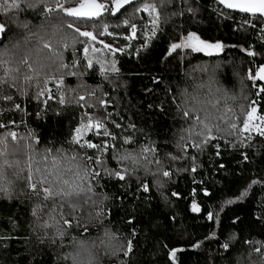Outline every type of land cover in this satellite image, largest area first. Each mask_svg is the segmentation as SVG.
<instances>
[{
    "label": "trees",
    "instance_id": "16d2710c",
    "mask_svg": "<svg viewBox=\"0 0 264 264\" xmlns=\"http://www.w3.org/2000/svg\"><path fill=\"white\" fill-rule=\"evenodd\" d=\"M18 2L22 3V0ZM61 2L72 7L79 0ZM146 2L151 3V0ZM46 3L55 7L54 0H46ZM140 3L128 6L123 16L104 18L112 25L109 32L113 35L99 36L98 40L122 47L124 51L113 54L103 50L102 44L89 41L91 46L102 51L89 52L87 57L80 50L79 43L75 54L64 49L61 36L67 34L71 43L76 35L71 30L65 28L63 33L53 35L54 30L47 26L45 31H40L46 17L39 7L12 10L9 15L0 11V22H7L9 28L7 38L0 41V47L10 45L16 39L22 40L24 34H29L18 28L10 17H15L17 22H27L33 31L39 33L30 44H22L19 50H14L15 55L7 65L13 70L20 67L19 83L22 87L23 74L34 77L29 95L16 96V103L22 110L0 116V121L15 122L10 126L11 131L24 138L21 144H32L38 152L64 149L66 155H72L71 150L75 149L81 158L85 153L95 156L112 170L124 167L114 158L116 153L132 149L139 152L145 146L155 147L161 158L165 154L181 157L175 161L164 159L165 169L172 173L167 178L146 174L140 169L120 181L102 172V178H98L99 186L94 189L98 194L93 196L97 206H85L73 216L66 217L72 221V226L62 222L57 225L66 234L62 238L56 237L54 242L46 240L40 243L37 239L32 215L36 201L21 191L25 188L23 180L17 181L15 197L0 198V264H73L72 257L78 252L79 260L85 258L80 242L99 243L106 230L115 234L113 244L127 246L131 241L133 247L127 255L122 251L106 255L103 250L94 248L100 264H261L264 259V248L259 253L254 251L264 243V136L252 135L248 141L244 140L247 136L244 133L214 140L203 151L186 147L180 152L177 148L179 130L182 125L188 126L180 118L177 104L183 99L182 90L187 88L193 92L195 84H205V88L199 90L207 94L203 97L205 99L222 97V93L216 92L217 87H223L229 96H234L235 99H227L226 102L225 98L220 99L217 105L219 113L210 105L208 110L219 115L226 106L233 107L234 119L241 127L240 122L245 118L241 116V105L250 108L253 106L250 102L257 101L254 105L258 108L257 113L264 115V92H259L264 81L254 78L255 71L264 66V34H257L255 29L243 23L249 17L227 11L213 0H173L163 10L159 31L145 48L152 26L130 43L123 38L129 29L122 22L124 19L131 18L138 28L151 21L148 12L134 13V6ZM189 7L195 12L188 11ZM174 12L181 14L173 15ZM188 32H195L209 43L220 42L224 48L211 56L183 48L169 55L171 44L180 43ZM39 36L50 41L54 51L63 52V62L69 65L68 68H60L61 61L56 59L40 77H36L27 65L17 63L28 48L33 49L29 62L36 58L35 49L42 46ZM248 51L255 55H248ZM45 54L51 55L48 49L40 53ZM88 59L93 61L92 68L87 67ZM72 61H77L75 66H72ZM113 61L118 72L111 70ZM217 63L222 65L218 74L219 84L211 85L209 93L207 75L194 69ZM101 68L107 71L102 74ZM2 71L0 69V73ZM69 72L77 74L64 75ZM12 74L16 75L14 71ZM45 74L55 77L46 85L51 90V98L37 99L36 84L43 80ZM60 80H63V85H59ZM61 96L65 98L63 104L59 102ZM79 96L85 99L76 103ZM45 99L47 103H42ZM0 106L9 107V104L0 101ZM89 122L93 125L101 122L104 127H95L76 138V129ZM105 129L108 136L103 135ZM7 131L0 129V136L6 135ZM125 138H131L134 143H125ZM74 139L80 143H71ZM241 140H244L243 145ZM87 143L103 145V148H87ZM217 143L220 144L219 149L213 146ZM80 144L85 147L81 148ZM25 151L30 153L27 147ZM26 161L27 155L21 158L19 168L26 169ZM92 167L99 166L94 164ZM151 167L155 172L156 166ZM192 167H196L195 172L191 171ZM12 171L8 170L7 178L15 180ZM23 175H27L26 170L21 173ZM143 185H147L149 190L145 191ZM229 200L233 203H228ZM192 205L198 206V214L192 212ZM98 211L103 215L96 217ZM209 213L214 219L208 218ZM48 231L55 235V229ZM226 243L229 245L227 250L222 246Z\"/></svg>",
    "mask_w": 264,
    "mask_h": 264
},
{
    "label": "snow or ice",
    "instance_id": "6c2138e0",
    "mask_svg": "<svg viewBox=\"0 0 264 264\" xmlns=\"http://www.w3.org/2000/svg\"><path fill=\"white\" fill-rule=\"evenodd\" d=\"M55 7H49L46 0H11L10 3L7 0H0V11H3L5 15H9L12 10L22 11L24 8H40L42 15L46 17L45 24L40 26V31H45L47 26H50L54 31L53 35L57 33H63L67 28L75 33L72 37V42H68L67 34L61 36V42L65 50H71L73 54L77 51L76 44L81 45V51L84 56L87 57L89 52L99 53L101 48L93 47L88 42L95 43L99 36L113 35L109 32V28L112 27L105 21V16H123L127 13V5H134V0H79L76 6L67 7L61 0H54ZM173 0H151V3L146 0H141V3L134 6L135 12H148L151 17V29L148 42L144 44L147 47L148 43L156 36L159 31L160 17L164 9H166ZM218 3L224 5L227 9L238 10L243 14H250V17L245 19L243 23L256 27L253 20H257L264 24V0H218ZM188 11L195 12V9L189 7ZM133 13V15H134ZM173 15H180L181 13L174 12ZM70 17L71 19H66ZM13 23H16L18 28L26 30L29 34H24L21 39H16L10 43V45H4L0 47V101L8 102L9 107L0 106V116L4 113L13 110H22L21 105L16 103V96L29 95V91L33 87V75L28 73L23 74L22 79L24 86L19 83L21 76L20 67H16L14 70L7 67L15 55L14 50H19L21 45L27 46L31 43L32 38L39 35L38 32L33 31L27 22H17L15 17H10ZM89 21L90 24H82L78 22ZM131 29V36H126L125 39H132L136 37L137 25L132 23L131 18L124 19L122 21ZM92 28L93 30H87ZM7 22H0V41L7 38L8 35ZM264 32V28L261 29ZM78 37L86 38L85 40H79ZM41 47H37L36 58L30 63L33 49L28 48L24 55L17 61L18 64L27 65L32 73L36 77H40L42 71L51 66V63H55L56 59H60V68H68L69 65L63 62V52L54 51L50 41L44 39L43 36H39ZM103 45V50L115 54L116 52H123V48H113L111 44L105 43L103 40L99 41ZM171 51L168 53L171 55L177 49H187L194 53L203 52L209 56L213 55V50L221 51L223 45L220 42L209 43L203 40L195 32H188L182 43H172ZM44 49H48L51 55H40ZM187 55V53H185ZM248 55H255L252 51H248ZM183 59V57H182ZM99 62V61H97ZM77 61H72V66H75ZM87 67H93V61L88 59ZM111 70L118 72L119 70L115 66L113 61ZM13 71L16 75H13ZM107 69L101 68V73H105ZM199 71L205 73L208 77V92L212 91L211 85L219 84L218 74L222 71V65L217 63L215 65L199 66ZM77 73L69 72L64 75H76ZM257 77L264 81V67H261L257 72ZM252 79L251 76H249ZM55 79L54 76L45 74L42 81H38L36 84L37 91L35 97L47 96L51 98V90L46 87L48 82ZM59 85H63V80L59 81ZM255 86V85H254ZM205 88L204 83L195 84L193 92H189L187 88L182 90L181 96L183 97L181 103L177 104V108L180 112V118L187 124V127H181L179 130L180 135L177 141V148L180 152L186 150V147H191L197 151H203L204 148L214 140L226 139L227 137L238 136L247 133L244 140L251 141L252 132L255 131L258 135L264 136V115L257 116L258 108L254 105L257 101L250 102V108H245L241 105V116L245 118L241 120L240 125L237 124L235 117V110L231 106H226L223 113L216 115L208 110L210 105L212 109H216L219 113L220 110L217 105L220 104V99H235L234 96H229V93L223 87H217L216 92L222 93L220 98L205 99L207 94L202 93L201 89ZM59 91V87L57 89ZM259 92H264V87L259 89ZM259 92L257 95H259ZM84 96H79L75 101L79 103L84 100ZM175 99V98H174ZM59 102L65 103V98L60 97ZM42 103H47V99ZM186 105H190L187 107ZM231 114V116H229ZM227 117V118H226ZM215 121V122H214ZM258 121V122H257ZM14 121H0V129H8L7 134L0 136V198L13 199L15 197L17 181L23 180L25 188L21 189L24 195L29 199H35L36 205L32 210V215L35 218L33 231L36 233L37 239L40 243H44L46 240L55 241L56 237L62 238L66 233L60 227H57L61 222L64 225L72 226V221L66 217H71L77 210H83L85 206H92L95 208L98 204L97 200L93 199V196L98 195L94 189L99 186V179L103 174L109 177H115L120 181H124L126 176L132 175L136 171L143 169L146 174H152L163 177H170L172 173L165 169L164 159H171L173 161L180 159V156L165 154L163 158L157 155L158 150L153 146L142 147L139 152L135 149L125 150L124 153H116V158L120 164L124 165L123 169H108L104 164V161L96 158L95 156H88L87 153L81 158L79 152L72 149V155H66L64 149H45L43 152H38L36 147L32 144L27 146L21 144L23 137H18L17 133L11 131V125ZM87 127H93L91 122ZM96 128H103L104 125L101 122L95 123ZM119 127V125H117ZM80 132V129H77ZM104 136H108L107 129L103 132ZM244 140H241V144H244ZM189 141L191 143H189ZM125 143H134L131 138H125ZM231 143L230 140L227 141ZM71 143L79 144L78 139H74ZM219 149L220 144L213 145ZM30 149V153L25 151V148ZM81 148H84V144H80ZM87 148H95L101 150L103 145H97L93 143H87ZM151 154V158H149ZM219 154V152L217 153ZM27 155L26 169L19 168L21 158ZM13 157L9 160L8 157ZM39 157V159H37ZM245 159L247 157L245 156ZM98 165V168H93L92 165ZM152 165L156 166L155 172L152 170ZM12 169V175L16 177L15 180L8 179V170ZM18 169V170H17ZM27 171V175L21 176V173ZM191 171L195 172L196 167H192ZM89 181H95L90 183ZM160 183V181H158ZM145 191L149 188L147 185L142 186ZM91 194V195H87ZM247 193H244L246 195ZM173 195H177L173 193ZM107 198V197H105ZM50 202V203H49ZM228 203H233L229 200ZM67 209V211H64ZM193 210H198L193 206ZM96 217L103 215L98 211L95 213ZM47 216V219H45ZM209 219H214L213 214H208ZM79 220V218H78ZM55 229V235L48 230ZM115 240V234H110L108 230L105 231V236L99 239V243L93 242L89 244L87 241L80 242V248L85 254L83 260H79L80 253L72 257L73 264H100L99 256L97 252H93V249L103 250L106 255H115L118 252H123L127 255L132 251V242L129 241L127 246L115 245L112 241ZM225 250L229 248L226 243L223 245ZM261 248H264V243H261L260 247L254 249L259 253ZM174 255V253H173ZM67 259V257H65ZM255 264V262H251ZM261 264H264L262 259Z\"/></svg>",
    "mask_w": 264,
    "mask_h": 264
},
{
    "label": "rangeland",
    "instance_id": "374dc122",
    "mask_svg": "<svg viewBox=\"0 0 264 264\" xmlns=\"http://www.w3.org/2000/svg\"><path fill=\"white\" fill-rule=\"evenodd\" d=\"M151 26H152V25H151V21L146 22V23H144V26H143L142 28H138V27H137V29H136V37H135V38H132V39H125L126 35H127V36H131V29L129 28V29H128V33H127L125 36H123L125 42H126V43H130L132 40L137 39V36H138L139 34H140L141 36L144 35V34L148 31L149 27H151ZM105 36H109V35H105ZM183 40H184V39H182L180 43H182ZM99 41H100V40H97L96 42L99 43ZM99 44H100V43H99ZM112 46H113V45H112ZM113 48H122V47H118L117 45H114ZM223 48H224V46H223ZM221 51H222V50H221ZM219 52H220V51H215V50H213V54H215V53H219ZM202 53H203V52H202ZM262 67H264V66H262ZM259 69H260V68H259ZM259 69L255 71V76H254V78H255V79H258V80H260V79L257 77V72L259 71ZM261 81H262V80H261ZM257 116H259L258 113H257ZM257 122H258V121H257ZM87 125H88V124H87ZM87 125H82V126L78 127L77 129H80V132H79V133L77 132V129H76V132H75V136H76V138H80V137L84 136V135H85L90 129H91V130H92V129H95V125H93V127H91V128L87 127ZM245 135H247V133H245ZM252 135H258V134H257L255 131H253V132H252ZM155 252H156V254H157V253H158V249L155 250Z\"/></svg>",
    "mask_w": 264,
    "mask_h": 264
},
{
    "label": "water",
    "instance_id": "95a60500",
    "mask_svg": "<svg viewBox=\"0 0 264 264\" xmlns=\"http://www.w3.org/2000/svg\"><path fill=\"white\" fill-rule=\"evenodd\" d=\"M139 1H141V0H134V4L137 3V2H139ZM213 1H215V2L218 3V0H213ZM218 4H219V3H218ZM220 5H221V4H220ZM128 6H130V5H127L126 8H127ZM221 6H222L224 9H226L227 11L235 12V13H238V14H240V15H244V16H248V17H250V14H243V13H240L238 10L227 9L224 5H221ZM117 16H118V15H117ZM117 16H111V17H112V18H115V17H117ZM193 206H195L196 209H198V206H197V205H192V206H191V210H192V212L195 213V214H198V213H199V209L194 211V210H193Z\"/></svg>",
    "mask_w": 264,
    "mask_h": 264
},
{
    "label": "built area",
    "instance_id": "2783aa9c",
    "mask_svg": "<svg viewBox=\"0 0 264 264\" xmlns=\"http://www.w3.org/2000/svg\"><path fill=\"white\" fill-rule=\"evenodd\" d=\"M248 17V16H247ZM245 20V19H244ZM253 22L256 24V27H252L253 29L256 30L257 34H264V32L261 31L262 28H264V24L262 23H258L257 20H253ZM245 24V23H244ZM245 25H248V24H245ZM250 26V25H248ZM223 246V245H222Z\"/></svg>",
    "mask_w": 264,
    "mask_h": 264
}]
</instances>
